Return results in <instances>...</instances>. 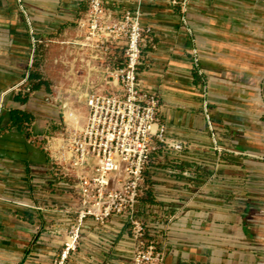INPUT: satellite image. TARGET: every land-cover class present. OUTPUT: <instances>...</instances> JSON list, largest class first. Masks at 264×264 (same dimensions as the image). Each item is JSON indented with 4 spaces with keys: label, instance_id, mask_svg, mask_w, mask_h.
Here are the masks:
<instances>
[{
    "label": "crops",
    "instance_id": "crops-1",
    "mask_svg": "<svg viewBox=\"0 0 264 264\" xmlns=\"http://www.w3.org/2000/svg\"><path fill=\"white\" fill-rule=\"evenodd\" d=\"M87 8V0H0V264H54L76 219L71 182L38 141L48 133L47 99L26 78L32 30L61 54ZM187 9L202 74L180 6L143 5L153 32L140 78L159 93L175 148L152 158L140 209L156 215L158 230L171 219L165 264H264V21L240 24L232 0H191ZM131 250L125 218L88 220L70 264H131Z\"/></svg>",
    "mask_w": 264,
    "mask_h": 264
},
{
    "label": "built area",
    "instance_id": "built-area-1",
    "mask_svg": "<svg viewBox=\"0 0 264 264\" xmlns=\"http://www.w3.org/2000/svg\"><path fill=\"white\" fill-rule=\"evenodd\" d=\"M87 1V10L76 21L81 34L62 42L74 48L63 57L72 60L77 80L69 86L87 113L83 125L76 114L66 116L68 127L61 134L45 136L42 142L53 170L71 182L76 198V219L54 264H70L81 248L88 220L106 225L115 217L126 219L132 239L131 264H165V233L171 219L158 230V224L151 221L157 220L156 215L140 209L152 158L164 148H175L160 119V95L145 88L140 78L153 32L143 22L146 0ZM189 1L169 3L182 10L181 23L193 43V66L202 74L185 16ZM32 33L35 58L40 39ZM204 110L213 132L208 101Z\"/></svg>",
    "mask_w": 264,
    "mask_h": 264
},
{
    "label": "rangeland",
    "instance_id": "rangeland-1",
    "mask_svg": "<svg viewBox=\"0 0 264 264\" xmlns=\"http://www.w3.org/2000/svg\"><path fill=\"white\" fill-rule=\"evenodd\" d=\"M232 1L235 5L234 18L240 24H245L247 22L256 24L257 26L258 24L263 23L264 0ZM185 14H187V12ZM186 19L188 21L187 16ZM56 45L58 44L53 42L44 44L38 43L36 56L34 60H30L29 66L30 69H32L31 76L29 75L26 78V83L28 82L31 84L30 78L32 76L39 77L37 79H32V93L34 90H37V87H40L37 94L43 96V98L45 97L44 101L47 99V108H45L46 111H44V113L49 117L47 133L49 136L61 134L68 127L69 123L66 121V116L70 117L71 114H76L77 117L79 116V123L83 125L82 119L87 113V109L83 105H79L76 93L71 91L70 88L72 83L75 82V79L77 80V76L74 75L76 72L73 71L72 68V60L63 57L67 52H70L74 48L59 43V45L65 46V49L61 54L60 51L57 52L59 55L55 57L57 55ZM42 84L43 86H41ZM56 116H58L59 119L57 118L56 120ZM70 125L76 126V124L72 122ZM44 137L42 140H38L39 143L43 142Z\"/></svg>",
    "mask_w": 264,
    "mask_h": 264
},
{
    "label": "trees",
    "instance_id": "trees-1",
    "mask_svg": "<svg viewBox=\"0 0 264 264\" xmlns=\"http://www.w3.org/2000/svg\"><path fill=\"white\" fill-rule=\"evenodd\" d=\"M37 78H39V77H37V76H32L31 77V79H37ZM41 86H43V84ZM38 88H40V87H38Z\"/></svg>",
    "mask_w": 264,
    "mask_h": 264
},
{
    "label": "bare ground",
    "instance_id": "bare-ground-1",
    "mask_svg": "<svg viewBox=\"0 0 264 264\" xmlns=\"http://www.w3.org/2000/svg\"><path fill=\"white\" fill-rule=\"evenodd\" d=\"M85 118V117H84ZM84 118H83V120H84Z\"/></svg>",
    "mask_w": 264,
    "mask_h": 264
}]
</instances>
